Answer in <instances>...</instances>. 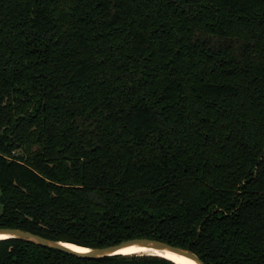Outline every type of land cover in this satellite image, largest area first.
I'll use <instances>...</instances> for the list:
<instances>
[{
	"label": "trees",
	"instance_id": "1",
	"mask_svg": "<svg viewBox=\"0 0 264 264\" xmlns=\"http://www.w3.org/2000/svg\"><path fill=\"white\" fill-rule=\"evenodd\" d=\"M0 226L264 264V0H0ZM156 259L0 238V264Z\"/></svg>",
	"mask_w": 264,
	"mask_h": 264
},
{
	"label": "water",
	"instance_id": "2",
	"mask_svg": "<svg viewBox=\"0 0 264 264\" xmlns=\"http://www.w3.org/2000/svg\"><path fill=\"white\" fill-rule=\"evenodd\" d=\"M0 235H4V237L2 238L23 239L33 242L37 245L58 249L60 251L72 254L74 256L80 258H87V259L99 258L114 254H121L118 253L117 251L127 246L135 245V246L147 247L152 249L171 251L186 256L194 260L197 264H204V262L200 259V257L190 249H187L179 245L171 244L161 239L150 238V237H132L105 246L89 247L87 251H78L67 246L65 244V241L51 239L42 236L38 233L26 229H21L18 227L0 226ZM135 254H143V253H135ZM144 254L155 255L153 253H144Z\"/></svg>",
	"mask_w": 264,
	"mask_h": 264
},
{
	"label": "bare ground",
	"instance_id": "3",
	"mask_svg": "<svg viewBox=\"0 0 264 264\" xmlns=\"http://www.w3.org/2000/svg\"><path fill=\"white\" fill-rule=\"evenodd\" d=\"M2 237H4V235H0V238H2ZM65 244L67 246L74 245V247H71V248H73L75 250H78V251H84V250L87 251L89 249V247H86V246H83V245H79V244H76V243H73V242L65 241ZM136 249H141V251H136ZM117 252L121 253V254H135V253H143V254L144 253H153V254H156V253H165L166 255L174 257L175 259L171 260V261L175 262L176 264H197L194 260H192V259H190V258H188L186 256L171 252V251L161 250V249H152V248L135 246V245L127 246L125 248H122V249L118 250Z\"/></svg>",
	"mask_w": 264,
	"mask_h": 264
},
{
	"label": "snow or ice",
	"instance_id": "4",
	"mask_svg": "<svg viewBox=\"0 0 264 264\" xmlns=\"http://www.w3.org/2000/svg\"><path fill=\"white\" fill-rule=\"evenodd\" d=\"M69 247H74V245H69ZM136 251H141V249H136ZM155 255L158 259L150 261L149 264H165V261L175 259L172 256L166 255L165 253H156Z\"/></svg>",
	"mask_w": 264,
	"mask_h": 264
}]
</instances>
